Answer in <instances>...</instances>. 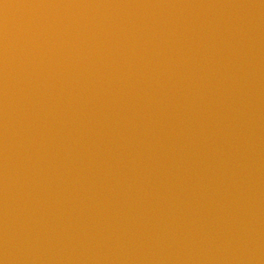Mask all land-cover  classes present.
<instances>
[{"label":"water","instance_id":"95a60500","mask_svg":"<svg viewBox=\"0 0 264 264\" xmlns=\"http://www.w3.org/2000/svg\"><path fill=\"white\" fill-rule=\"evenodd\" d=\"M0 60L111 83L264 97V0H0Z\"/></svg>","mask_w":264,"mask_h":264}]
</instances>
